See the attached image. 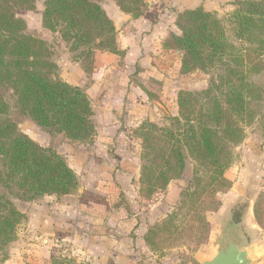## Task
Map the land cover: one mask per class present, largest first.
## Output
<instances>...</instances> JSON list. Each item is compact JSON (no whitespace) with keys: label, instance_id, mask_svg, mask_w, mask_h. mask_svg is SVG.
<instances>
[{"label":"rangeland","instance_id":"obj_1","mask_svg":"<svg viewBox=\"0 0 264 264\" xmlns=\"http://www.w3.org/2000/svg\"><path fill=\"white\" fill-rule=\"evenodd\" d=\"M173 1L176 0H145L148 11L143 20L118 28L117 18L130 15L120 12L112 0H97L113 22L120 48L127 47L128 53L141 48L145 59L139 64L130 56L122 61L94 49L88 57L86 47L73 49L59 32L44 27L42 0L36 1L33 10L16 12L25 23L24 33L46 42L59 79L83 89L92 108L94 134L87 143L77 142L65 133L44 129L27 117L19 118L22 134L64 159L77 179V188L68 195L15 201L24 219L17 226L8 257L15 255L23 240L32 249V244L39 241L53 247L56 232L88 234L93 224L81 219L87 215L88 207L79 208L83 202L97 201V195L102 200H116L121 205V217L142 218L143 229L148 228L144 236L154 243L153 250L164 254L162 250L173 249L165 253L179 264H194L193 254L210 246V233L231 217H244L251 204L258 226L244 224V232L249 244L260 249L252 264H264V46L259 47L248 37L238 41L233 25V15L244 11L251 0H185L183 6ZM194 6L216 14L226 27L229 42L237 50L235 56L242 62L240 70L244 71L245 81L254 85L248 105L252 114L241 123L243 141L229 149L231 162L223 172V184L215 181L218 174L213 166L209 167V158H197L198 153L192 156L185 148L183 169L173 173L178 177L165 187L160 181L151 186L149 173L156 175L164 164L176 159L172 150L179 94L206 90L220 72L219 68H212L182 74L181 55L162 49L179 10ZM230 122L226 112L224 123ZM154 139L157 142H152ZM180 146L186 147L184 143ZM68 244L54 247V251H59L53 256L79 257L76 251H67Z\"/></svg>","mask_w":264,"mask_h":264},{"label":"trees","instance_id":"obj_2","mask_svg":"<svg viewBox=\"0 0 264 264\" xmlns=\"http://www.w3.org/2000/svg\"><path fill=\"white\" fill-rule=\"evenodd\" d=\"M36 1L0 0V263L7 260V250L24 219L15 201L68 195L77 188V179L64 159L22 134L19 118L27 117L42 128L65 133L77 142L87 143L94 134L92 108L83 89L59 79L46 42L25 34V23L16 16L18 10L35 9ZM42 1L44 27L59 32L73 49L86 47L88 57L94 49L123 57L113 22L97 0ZM112 1L131 20L144 17L148 11L145 0ZM233 19L238 41L248 37L259 47L264 46V0L247 2L246 9L234 14ZM174 25L178 33H170L163 40L162 49L181 55L180 72L212 68H219L220 72L206 90L179 94V115L175 117L178 125L172 135V154L176 159L164 164L156 175L149 173L148 184L153 186L154 181H160L165 187L178 177L173 173L183 169L185 148L192 156L198 153L197 158H209V167L213 166L218 174L215 181L223 184V172L231 162L229 149L243 141L241 123L252 114L248 105L254 85L245 81L244 71L240 70L242 62L235 56L237 50L216 14L200 7L188 9L176 16ZM226 112L230 114L229 125L224 123Z\"/></svg>","mask_w":264,"mask_h":264},{"label":"crops","instance_id":"obj_3","mask_svg":"<svg viewBox=\"0 0 264 264\" xmlns=\"http://www.w3.org/2000/svg\"><path fill=\"white\" fill-rule=\"evenodd\" d=\"M173 2L179 3V6L185 5V0H176ZM196 7L197 6L182 8L178 13ZM144 17L137 20H131L130 17H126L127 22L121 27L126 24L128 25L130 22H140ZM119 18L120 16L117 19ZM174 21L172 22V28L165 38H167L170 33H178ZM117 47L118 50L124 54L123 57L120 58L115 55L111 56L117 57L118 60L123 61L130 56L134 63L139 64V62L141 63V61L145 59L144 55L141 53V48L136 50L135 53H128V49H126L127 47L120 48L118 43ZM95 196L98 199L97 201H89V203L83 202L81 208H79L84 210V208L88 207L87 215L81 217V219L93 224L91 231L88 234L83 233L80 236L71 232H56L53 235V247H51L50 243L49 245H45L43 241H39L38 244H32V249L27 247L28 245H26V241H21L22 239H20L22 246L17 247L19 249L15 251V255L13 254L10 256L11 254H9L7 260L1 264H179L178 261L169 259L168 255H166L167 253H165L173 249L162 250L164 254L153 250L154 243L150 239L146 240L144 236L148 228L143 229V226L145 225L142 218L131 216V218L134 219L133 221L129 217H121V205H119L116 200H102L101 196ZM249 209V211H246L244 217H240L237 214L238 216L229 218L240 225L241 231L247 240L248 237L244 232L243 225L248 224L251 225L252 228L258 226V219L256 218L254 211L255 208L250 204ZM219 229L220 227L216 229L214 233H210V246L208 249H204V251L198 250V252L193 254L194 264H200L199 261L203 257L212 253ZM63 242L69 243L68 245H65L67 246V251L74 250L78 253L77 256L79 257L75 259L68 257V259H65V257L58 252L60 259L55 258L53 256L54 253L59 250L54 251V247L57 248L58 244ZM262 250L264 252V248H261V251ZM62 258H64V260Z\"/></svg>","mask_w":264,"mask_h":264},{"label":"water","instance_id":"obj_4","mask_svg":"<svg viewBox=\"0 0 264 264\" xmlns=\"http://www.w3.org/2000/svg\"><path fill=\"white\" fill-rule=\"evenodd\" d=\"M127 18H119L116 26L119 28ZM259 249L249 245L241 227L232 219L225 220L220 226L215 239L212 253L203 257L200 264H252L257 259Z\"/></svg>","mask_w":264,"mask_h":264}]
</instances>
